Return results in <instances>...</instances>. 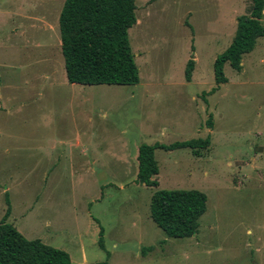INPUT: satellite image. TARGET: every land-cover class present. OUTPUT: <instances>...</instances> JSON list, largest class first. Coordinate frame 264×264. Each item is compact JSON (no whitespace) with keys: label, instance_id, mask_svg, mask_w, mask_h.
<instances>
[{"label":"rangeland","instance_id":"rangeland-1","mask_svg":"<svg viewBox=\"0 0 264 264\" xmlns=\"http://www.w3.org/2000/svg\"><path fill=\"white\" fill-rule=\"evenodd\" d=\"M49 1L0 0V40L6 42L0 59L11 52L20 59L21 70L13 76L18 82L27 53L22 49L27 36L21 30L14 34L26 23L21 7L35 17L28 31L31 47L36 42L50 47L55 40L44 32L42 12L53 19L63 0ZM249 8V0H136L128 34L138 84L83 86L78 103L54 106L69 125L56 116L55 128H35V119L26 125L34 136L24 139L18 129L26 111L7 115L3 106L0 223L9 210L6 223L28 240L65 251L72 264H82V255L87 264H264V37L243 56L240 72L224 65L230 83L205 94L215 86L214 59L233 40L231 19ZM31 50L34 61L42 57V49ZM190 59L191 84L184 79ZM0 74L6 99L7 70ZM17 99L15 105L22 97ZM76 133L84 134L82 145L71 154L59 148L42 156L33 150L53 138L74 140ZM207 136L209 148L199 155L185 148L155 150L156 189L136 181L140 145ZM157 189L206 195L207 209L193 237L167 238L154 224L149 205Z\"/></svg>","mask_w":264,"mask_h":264},{"label":"trees","instance_id":"trees-1","mask_svg":"<svg viewBox=\"0 0 264 264\" xmlns=\"http://www.w3.org/2000/svg\"><path fill=\"white\" fill-rule=\"evenodd\" d=\"M246 15L237 18L231 44L213 63L216 86L225 84L224 65L240 72L242 56L250 53L264 26L260 19L264 0H249ZM136 0H64L59 15L61 53L69 83L84 86H133L139 83V71L129 42V29L135 24ZM194 61L184 71L191 81ZM212 88L208 95L213 94ZM210 139H191L170 145L142 144L138 148L136 181L156 189L158 164L155 150L188 149L195 155L209 148ZM206 195L198 190H155L150 198L149 214L167 238H191L198 232L199 219L207 209ZM9 210L0 223V264H71L68 253L26 239L13 225L6 223ZM106 264V262L96 263Z\"/></svg>","mask_w":264,"mask_h":264},{"label":"crops","instance_id":"crops-1","mask_svg":"<svg viewBox=\"0 0 264 264\" xmlns=\"http://www.w3.org/2000/svg\"><path fill=\"white\" fill-rule=\"evenodd\" d=\"M45 2L50 5L52 1L44 0V3ZM63 3L64 0L61 2L59 6L57 16L55 15L53 19L47 16L48 15L47 11L44 10L42 12L41 19L43 20L44 23V27H43L44 32L49 36L50 40H55L50 45V47L42 45V43L40 42H36L34 46L31 47L28 31L30 29V25L32 26L30 22L31 20L35 19V17L30 14V10L28 8L26 9V7H21V12H23L22 20H25L26 23L25 25L22 24L21 26H17V28L14 29V34H16L19 30H21L23 39L25 35L27 36L25 42H22V49L25 50L27 53H22L23 55L25 54L26 61L24 62L25 66L23 68L24 76L22 75L21 77H19L21 79L20 82H18V80L15 77H13L16 73L15 71L21 70L20 59L17 60L14 59L15 55L12 52L10 54H7L5 58L0 59V69L7 70L6 84H4L5 89L7 90V96L6 99H4L3 96L0 94V111H3V106H5V113L7 115L11 114L16 109H18L16 110L17 113L23 112L24 110L26 111V116L21 121L22 127L21 129H18V132L19 131L21 132L23 139L26 136H32V135L34 136L33 131H31V133L28 132V130L26 129V125L28 124L31 127L32 126L31 123L35 121V119H37V123H35V128L37 126L45 128L44 127L45 124L46 125L48 124L55 128L54 117L56 116L59 117L60 123H62L63 119L68 123L67 116H63L62 112L60 111L59 112L55 111L54 106L60 103L63 104L66 101H68L67 103L70 106L76 104L78 103L76 99L77 96H82L83 94L82 91L84 90L83 89L84 85L69 83L65 73L64 59L61 53V39L59 32V15ZM13 13L14 12H12L11 17H14ZM242 15H246V14H242V13L235 14L233 16V19H231V23H233L232 26L234 27L233 36L236 31L237 18ZM260 22L262 26H264L263 25L264 10L262 12V17L260 19ZM232 30L233 29H231V31ZM3 42L4 41L0 40V45ZM31 48L43 50L41 54L42 57L39 56L40 57L38 58L39 60L34 61L35 59H31V54L32 53L36 54L33 50H31ZM48 48L49 49L52 48V53L47 55L45 49ZM243 56L241 60V65H244ZM51 61H53L56 65H51ZM195 62L197 63L196 58H195ZM49 63L50 66H48L47 71L46 70L34 71V68L37 67L38 65L44 66L46 64L47 66V64ZM0 76L2 75L0 74ZM192 76H193V82H195V69L192 72ZM200 77L201 76L198 75L199 79ZM193 82L190 81L187 83L191 84ZM228 83H230L229 78H227V82L225 84H220L218 86H216L215 84L214 87H217V90L213 94H215L220 89V87ZM13 89H16L18 93H13L12 92ZM211 89H209L206 93H208ZM45 92H46V96H44ZM43 96L45 97L44 101L40 100L41 98H43ZM20 97H22V101L17 102V104L15 105L14 102L17 101L18 100L17 98ZM196 98L197 96L195 97L192 96V100H195ZM2 99H4L5 101H3V103L1 104ZM85 99L87 100L88 98ZM70 113L74 114V111H71ZM72 118L75 119L76 117L72 116ZM72 121L74 120L72 119ZM57 123L59 122H56V128L58 126ZM67 123L64 127L61 126V129H67L69 125V123L68 125ZM82 136H84V134L76 133L74 140H71L70 138H64L63 136L56 139L53 138L52 142L47 140L46 141L47 143L40 146H36L35 148H33V150L37 151V153L42 156L52 155L53 152L59 148L63 150L67 149V151L71 154L73 150L79 148L82 145V141H81V138H83ZM207 138H209V136H207ZM81 258H82V264H87L86 259L83 255Z\"/></svg>","mask_w":264,"mask_h":264}]
</instances>
